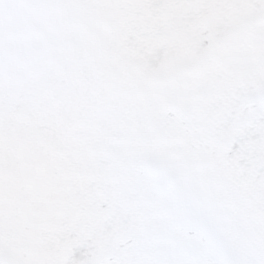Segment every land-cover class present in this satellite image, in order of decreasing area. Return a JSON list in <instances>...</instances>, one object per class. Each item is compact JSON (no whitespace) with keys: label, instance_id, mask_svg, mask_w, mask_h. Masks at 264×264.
<instances>
[{"label":"snow or ice","instance_id":"obj_1","mask_svg":"<svg viewBox=\"0 0 264 264\" xmlns=\"http://www.w3.org/2000/svg\"><path fill=\"white\" fill-rule=\"evenodd\" d=\"M0 264H264V0H0Z\"/></svg>","mask_w":264,"mask_h":264}]
</instances>
